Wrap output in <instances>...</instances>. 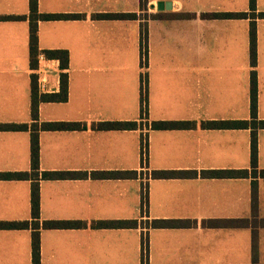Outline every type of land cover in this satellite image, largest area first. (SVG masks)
<instances>
[{
	"label": "crops",
	"instance_id": "obj_1",
	"mask_svg": "<svg viewBox=\"0 0 264 264\" xmlns=\"http://www.w3.org/2000/svg\"><path fill=\"white\" fill-rule=\"evenodd\" d=\"M159 2L171 10L158 11ZM40 13L81 17L39 22V50H66V69L53 64L57 95L67 75L68 98L42 102L38 123L80 122L83 130L40 132V174L137 171V178L40 180V222L83 221L86 228L42 229V264H251L253 231L264 262V178L253 214L252 177L214 178L212 170H251V73L258 77L264 120V0H39ZM247 18H208L243 13ZM30 0H0V123L31 126ZM255 13L257 66L251 65ZM104 14H135L106 18ZM147 52L148 120L189 122L151 129L141 151L142 54ZM39 53V54H40ZM136 122L135 129H95L100 122ZM225 121L226 128H207ZM264 169V129L258 131ZM22 149L26 166L22 167ZM156 170L196 177L152 178ZM31 171V131H0V173ZM147 191L142 200V186ZM31 180L0 179V221L32 220ZM22 199L26 206H22ZM137 220L136 228H94L98 221ZM154 220L181 227L149 228ZM147 242H142V237ZM32 264V229H0V264ZM145 259L143 262L142 259Z\"/></svg>",
	"mask_w": 264,
	"mask_h": 264
},
{
	"label": "trees",
	"instance_id": "obj_2",
	"mask_svg": "<svg viewBox=\"0 0 264 264\" xmlns=\"http://www.w3.org/2000/svg\"><path fill=\"white\" fill-rule=\"evenodd\" d=\"M252 11L256 10V0H251ZM106 18H135V14H104L101 15ZM208 18H247L248 13H209L205 15ZM259 16L264 18V13ZM81 17V15L74 14H49L40 13L39 0H30V13L28 16H10L9 19H27L30 20V63L33 69H37L39 65L38 55L39 50V22L45 20L57 19H71ZM250 30V58L251 65L257 66L258 59V38L257 28L255 23L256 14L252 13ZM45 55L51 59H59L60 66L66 69L69 66L70 56L66 50H47ZM68 98V80L67 75H61V90L57 95L41 94L38 89L37 75H32V92H31V109L33 119L36 120L31 126L28 123L21 124H2L0 123V131H31V171H22L16 174L0 173V179H21L31 180V207H32V220H22L16 222L0 221V229H32V264H42L41 255V231L42 229H79L86 228L87 223L83 221H67V220H46L40 222V180L41 179H68L74 176H82L88 178L89 176L94 179H123V178H137L138 172L131 171H103L93 172L90 175L84 173L72 172H43L40 174V132L47 130H83L87 128L86 124L80 122H43L38 123L39 120V107L42 102L47 101H60L67 100ZM144 98L142 95V104ZM251 120L235 122L233 125L239 128L251 129V170L244 169L239 171L233 170H212L204 172V175L214 178L234 177L236 175L242 177H252V204L253 214L257 213L258 203V179L264 178V169L259 170V144H258V131L264 129V120L258 118V77L257 71L253 70L251 73ZM232 123L225 121L208 122L204 124L207 128H226L230 127ZM232 125V126H233ZM193 125L189 122L178 121H156L153 123V129H183L189 128ZM95 129L100 130H113V129H135L136 122H100L93 125ZM196 171H181V170H156L152 173V178H185L196 177ZM145 186H142V200L143 203L147 199V191ZM184 221L175 220H154L151 222L149 228H165V227H181L185 225ZM138 225L137 220L128 221H98L93 223L94 228H136ZM147 238L142 237V242H147ZM142 261L145 259L143 257ZM251 264H261L258 257V237L257 232L253 231V261Z\"/></svg>",
	"mask_w": 264,
	"mask_h": 264
},
{
	"label": "built area",
	"instance_id": "obj_3",
	"mask_svg": "<svg viewBox=\"0 0 264 264\" xmlns=\"http://www.w3.org/2000/svg\"><path fill=\"white\" fill-rule=\"evenodd\" d=\"M38 61L39 65L36 70L37 74V84L38 89L41 94H47V93H53L56 91V86L53 85L51 80V73L53 70V64L60 63L59 59H51L48 58L45 53H40L38 55ZM147 52L144 50L142 54V85H141V91L144 98L143 104H142V114L143 119L142 122L145 123V126L141 128L142 136H141V151H142V158L144 163L148 160L149 156V133L152 129V125L150 124L148 118V86H149V79L147 74Z\"/></svg>",
	"mask_w": 264,
	"mask_h": 264
},
{
	"label": "rangeland",
	"instance_id": "obj_4",
	"mask_svg": "<svg viewBox=\"0 0 264 264\" xmlns=\"http://www.w3.org/2000/svg\"><path fill=\"white\" fill-rule=\"evenodd\" d=\"M21 165L22 167L26 166V155L24 153V150L22 149V156H21ZM22 206H26V202L24 203V200L22 199ZM262 242L264 244V234L262 235ZM19 264H29V262L27 260H25V258H21ZM261 264H264V262H261Z\"/></svg>",
	"mask_w": 264,
	"mask_h": 264
},
{
	"label": "water",
	"instance_id": "obj_5",
	"mask_svg": "<svg viewBox=\"0 0 264 264\" xmlns=\"http://www.w3.org/2000/svg\"><path fill=\"white\" fill-rule=\"evenodd\" d=\"M158 11H164V10H171L172 8L170 7V5H166L164 2H159L158 7H157Z\"/></svg>",
	"mask_w": 264,
	"mask_h": 264
}]
</instances>
